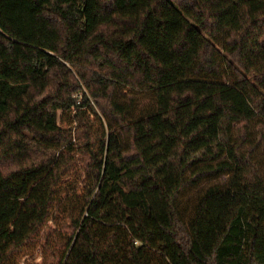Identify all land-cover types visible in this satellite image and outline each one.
Masks as SVG:
<instances>
[{"label": "trees", "instance_id": "trees-1", "mask_svg": "<svg viewBox=\"0 0 264 264\" xmlns=\"http://www.w3.org/2000/svg\"><path fill=\"white\" fill-rule=\"evenodd\" d=\"M262 147L264 0H0V264H264Z\"/></svg>", "mask_w": 264, "mask_h": 264}, {"label": "rangeland", "instance_id": "rangeland-1", "mask_svg": "<svg viewBox=\"0 0 264 264\" xmlns=\"http://www.w3.org/2000/svg\"><path fill=\"white\" fill-rule=\"evenodd\" d=\"M218 46V45H217ZM126 100H134L139 105L138 109L141 110V106L145 107L149 102H153L154 97L152 92H139L130 90L127 88L124 92ZM256 160L261 164L262 173L264 175V149L263 147L258 151ZM229 175L222 177H214L206 179L201 182L197 187L188 188L181 196L178 204V208L182 213L186 222H189L194 214V209L198 204L200 195L211 187H226Z\"/></svg>", "mask_w": 264, "mask_h": 264}]
</instances>
